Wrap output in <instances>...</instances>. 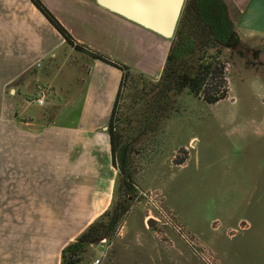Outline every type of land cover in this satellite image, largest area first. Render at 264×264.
Instances as JSON below:
<instances>
[{
	"label": "rangeland",
	"instance_id": "374dc122",
	"mask_svg": "<svg viewBox=\"0 0 264 264\" xmlns=\"http://www.w3.org/2000/svg\"><path fill=\"white\" fill-rule=\"evenodd\" d=\"M231 8L241 43L221 51L226 95L208 103L184 89L158 129L133 145L136 192L115 233L91 241L87 264L100 254L99 264H264V0ZM133 72L148 83L159 78ZM11 89L0 91V136L1 126L30 120L17 117ZM51 98L43 114L61 108ZM2 170L0 264H51L65 215L47 212L38 188L45 183ZM119 180L110 210L125 197Z\"/></svg>",
	"mask_w": 264,
	"mask_h": 264
},
{
	"label": "crops",
	"instance_id": "0c3cea01",
	"mask_svg": "<svg viewBox=\"0 0 264 264\" xmlns=\"http://www.w3.org/2000/svg\"><path fill=\"white\" fill-rule=\"evenodd\" d=\"M41 1L78 42L160 76L169 39L95 0ZM225 1L231 17V7L252 2ZM121 76L119 68L69 46L30 0H0V91L13 84L17 117L30 118L1 126L0 164L2 172L15 174L10 180L45 183L38 188L48 199L47 212L65 215L51 264H60L62 248L111 205L119 172L111 162L107 121ZM50 98L61 108L43 114L39 108Z\"/></svg>",
	"mask_w": 264,
	"mask_h": 264
},
{
	"label": "trees",
	"instance_id": "16d2710c",
	"mask_svg": "<svg viewBox=\"0 0 264 264\" xmlns=\"http://www.w3.org/2000/svg\"><path fill=\"white\" fill-rule=\"evenodd\" d=\"M30 1L74 50L122 72L107 133L111 162L118 169L124 200L106 210L61 250L60 264H87L91 241L115 233L128 209L129 196L136 192L135 170L130 161L133 145L158 129L184 89L208 103L222 99L227 93V81L221 51H235L241 41L225 0H185L161 74L148 83L142 73L136 74L128 65L78 42L41 0ZM126 95L131 109L128 114L121 108Z\"/></svg>",
	"mask_w": 264,
	"mask_h": 264
},
{
	"label": "water",
	"instance_id": "95a60500",
	"mask_svg": "<svg viewBox=\"0 0 264 264\" xmlns=\"http://www.w3.org/2000/svg\"><path fill=\"white\" fill-rule=\"evenodd\" d=\"M100 6L170 39L185 0H95ZM152 223V220H148Z\"/></svg>",
	"mask_w": 264,
	"mask_h": 264
},
{
	"label": "built area",
	"instance_id": "2783aa9c",
	"mask_svg": "<svg viewBox=\"0 0 264 264\" xmlns=\"http://www.w3.org/2000/svg\"><path fill=\"white\" fill-rule=\"evenodd\" d=\"M36 101H37L38 104H43V102H44L42 97L37 98ZM100 242H101V243H104V242H105V238H102V239L100 240ZM100 256H101V254H100ZM100 256H99L98 258H96V259L93 261L92 264H99V263H100Z\"/></svg>",
	"mask_w": 264,
	"mask_h": 264
}]
</instances>
